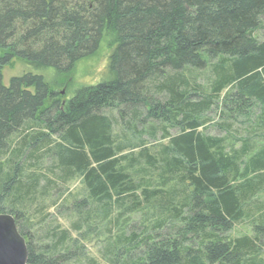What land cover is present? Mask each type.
<instances>
[{"label":"trees","instance_id":"trees-1","mask_svg":"<svg viewBox=\"0 0 264 264\" xmlns=\"http://www.w3.org/2000/svg\"><path fill=\"white\" fill-rule=\"evenodd\" d=\"M263 28L264 0H0V213L28 262L82 261L97 236L105 264H264ZM103 42L102 78L67 99L3 83L15 58L64 85Z\"/></svg>","mask_w":264,"mask_h":264},{"label":"rangeland","instance_id":"rangeland-1","mask_svg":"<svg viewBox=\"0 0 264 264\" xmlns=\"http://www.w3.org/2000/svg\"><path fill=\"white\" fill-rule=\"evenodd\" d=\"M260 37H264V28L260 31ZM108 52L109 50L107 47H105V43L103 42L100 45L97 53L94 54L93 57L90 56L88 58L81 59L77 62L75 68L73 69V72L67 75L68 78H66V82H64V85L58 84L60 78L57 77V74L55 73L54 69L33 68L32 66L24 63L23 61L14 58L2 69L3 83L5 85H8L9 79L11 77L20 76L27 72L40 74L44 77L45 81L51 86L52 89L59 91L60 94L64 96V99H67L68 97L73 96L74 92L72 91H74L76 88L84 85H93L100 81V79L102 78L101 75L103 74V70L105 68L109 56ZM198 81L204 83L205 75L203 74L198 77ZM207 116L211 119V121L209 125H207L206 128L203 129V131L211 135H225V130L216 126L217 123L221 121V119L218 118L215 110L212 109L210 112H208ZM245 125L246 124H242L238 120L234 123V128L240 129V135H244L241 126ZM239 145L240 142H235V147H238ZM77 184V182H74L72 184V188H75ZM130 218L133 220V224L130 225L128 229L136 231H138V229H141L138 213L132 214ZM59 221L63 226L69 225L68 219L59 218ZM250 230V222L244 220L234 227L233 231L231 232V235L238 236L243 233H248L250 232ZM104 248L105 243L101 242V240L97 236H93L90 240L84 241L83 252L85 259H83L82 261H74L72 263L70 262L69 264H90V262H88L89 259H95L97 263L99 262V264H105L101 256V253L104 251Z\"/></svg>","mask_w":264,"mask_h":264},{"label":"water","instance_id":"water-1","mask_svg":"<svg viewBox=\"0 0 264 264\" xmlns=\"http://www.w3.org/2000/svg\"><path fill=\"white\" fill-rule=\"evenodd\" d=\"M0 264H31L25 238L10 214L0 213Z\"/></svg>","mask_w":264,"mask_h":264}]
</instances>
